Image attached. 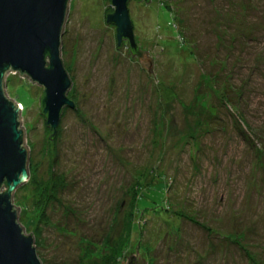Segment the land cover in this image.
Returning <instances> with one entry per match:
<instances>
[{
    "label": "rangeland",
    "instance_id": "obj_1",
    "mask_svg": "<svg viewBox=\"0 0 264 264\" xmlns=\"http://www.w3.org/2000/svg\"><path fill=\"white\" fill-rule=\"evenodd\" d=\"M128 12L153 77L117 49L110 0H70L60 57L75 109L52 140L43 88L7 74L28 148L19 225L41 264H127L140 249L146 264H264V0Z\"/></svg>",
    "mask_w": 264,
    "mask_h": 264
},
{
    "label": "water",
    "instance_id": "obj_2",
    "mask_svg": "<svg viewBox=\"0 0 264 264\" xmlns=\"http://www.w3.org/2000/svg\"><path fill=\"white\" fill-rule=\"evenodd\" d=\"M113 13L105 23L115 27L117 49L122 40L137 49L129 0H110ZM147 0H137V2ZM70 0H0V264H41L33 238L19 225V207L12 204L15 190L28 179V148L20 127V105L5 94L4 80L9 73L27 76L43 88L39 97L41 113L52 140L65 108L74 110L67 97L71 81L61 57V37ZM141 52L137 60L152 76V59ZM52 131V132H51ZM140 241L138 246L140 248ZM142 255L129 257L127 264H146Z\"/></svg>",
    "mask_w": 264,
    "mask_h": 264
},
{
    "label": "trees",
    "instance_id": "obj_3",
    "mask_svg": "<svg viewBox=\"0 0 264 264\" xmlns=\"http://www.w3.org/2000/svg\"><path fill=\"white\" fill-rule=\"evenodd\" d=\"M150 1L151 0H147V4L148 3H150ZM174 19V18H173ZM181 22V21H180ZM181 27H183V23L181 22ZM130 48V47H129ZM130 51H131V53L132 54H134V55H136V54H138L139 52H140V50H139V48H138V46H137V49L135 50V51H132L131 49H130ZM215 79H216V74H215ZM43 93H42V96H41V99L43 98ZM18 102L17 103H19V104H22L21 102H20V98H18ZM26 101H27V99H26ZM28 102V101H27ZM234 109H236V107L234 108ZM239 116V117H238ZM237 117H238V119L240 120L239 121V123L241 124V125H243L244 126V122L242 121V118H241V116L240 115H238ZM236 129H238V132L240 133V136L242 137V139H244V140H246V141H248V142H250V140H253V138H255L254 137V135H252L253 137H251V135H246V133H245V131L238 125V127H236ZM52 132V131H51ZM254 141V140H253ZM254 151H255V153H256V155H257V157L260 159L261 158V156H260V151L258 150V148L256 147V146H254ZM137 210V209H136ZM142 264H145L144 262L142 263Z\"/></svg>",
    "mask_w": 264,
    "mask_h": 264
},
{
    "label": "flooded vegetation",
    "instance_id": "obj_4",
    "mask_svg": "<svg viewBox=\"0 0 264 264\" xmlns=\"http://www.w3.org/2000/svg\"><path fill=\"white\" fill-rule=\"evenodd\" d=\"M107 15H108V14H107ZM122 44H128V41H127L126 39H123L121 45H122ZM128 46H129V44H128ZM129 50H130V48H129ZM130 53H131V51H130ZM131 55L134 56V57H138V58L142 57L141 52H139V53L136 54V55H134V54L131 53Z\"/></svg>",
    "mask_w": 264,
    "mask_h": 264
},
{
    "label": "clouds",
    "instance_id": "obj_5",
    "mask_svg": "<svg viewBox=\"0 0 264 264\" xmlns=\"http://www.w3.org/2000/svg\"><path fill=\"white\" fill-rule=\"evenodd\" d=\"M20 105V104H19Z\"/></svg>",
    "mask_w": 264,
    "mask_h": 264
}]
</instances>
